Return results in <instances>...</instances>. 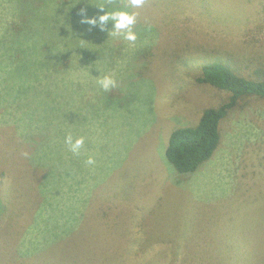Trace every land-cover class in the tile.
<instances>
[{
    "label": "rangeland",
    "instance_id": "obj_1",
    "mask_svg": "<svg viewBox=\"0 0 264 264\" xmlns=\"http://www.w3.org/2000/svg\"><path fill=\"white\" fill-rule=\"evenodd\" d=\"M113 10L135 15L134 42L99 20ZM7 18L0 264H126L130 229L154 249L151 264L174 247L184 252L176 264H224L222 249L264 254V98L229 111L218 146L188 176L164 155L174 125L196 124L228 95L195 81L204 57L231 59L252 78L264 68V0H0V25ZM60 41L67 51L52 52ZM110 75L116 84L105 90L99 81ZM69 135L83 137L78 153ZM112 191L133 195L112 200L123 219L143 204L130 229L100 224L98 204Z\"/></svg>",
    "mask_w": 264,
    "mask_h": 264
},
{
    "label": "trees",
    "instance_id": "obj_2",
    "mask_svg": "<svg viewBox=\"0 0 264 264\" xmlns=\"http://www.w3.org/2000/svg\"><path fill=\"white\" fill-rule=\"evenodd\" d=\"M171 13H173V11H171ZM199 13L200 11L198 10V14ZM7 20L8 18L3 20L1 23L0 33L5 26L9 25L5 24ZM146 25L142 27L146 28ZM8 27L12 28L11 26H7L6 28ZM6 28H4V30ZM60 43V48L57 47L56 49H53L52 52L57 53L59 49V51L62 49L67 51L68 47L66 42L60 41ZM150 53L152 52L150 51L147 54L148 57ZM202 56H205V54H202ZM70 59H73V57L71 56ZM5 67H7V64ZM38 72L39 70L35 69V73ZM48 73L50 72L43 70L35 76L33 82H39L41 77ZM256 73L258 75L257 78L248 77L239 72V69L234 65V62L231 59H225L222 57H204V62L200 67L199 74L195 77V81L197 83H207L216 88L225 90L228 95L218 105L204 108L196 124L191 126L174 125L173 128H171L170 133L168 131L169 134H166L165 139H168L166 146H164L165 148L163 147L164 155L166 160L174 167L180 176H188L186 174L194 172L203 162L211 157L220 141V123L227 116L230 110L239 108L241 100L245 97L258 96L264 98V68H258ZM109 77H111V75ZM83 125L85 126L86 124ZM3 168L5 167L1 168V173L4 174L5 170ZM140 174L145 175L144 173ZM119 193L120 192L115 193L112 191L107 198L99 202L98 208L100 211V224L102 226L114 225L116 227L129 228L132 224L130 221L131 216H133L132 208L135 205H138L140 208L142 207L143 204L136 200L138 203L133 202L135 204L130 207L131 210L128 212V218L123 219L121 213L122 210L115 209L112 200L120 198L129 201V199L133 198V195L121 196ZM140 196H142V194ZM137 197H139L138 194ZM122 223L123 225H121ZM138 233V230L132 231L130 229L129 231L130 238L127 240L130 242L129 247L131 250L129 260H126V264H134L132 261H135V264H151L150 260H152V257H150V255L154 249L151 248V246H139V243H136ZM166 250L167 251L165 253L167 255L170 254L169 260L162 264H176L179 255L184 253L180 247H174ZM220 252L224 258H227L224 264H235L234 261L236 257L244 259L251 258L247 261L248 264H264L263 253L253 256V254H250L249 250H246L245 248H241V250L222 249ZM66 259L63 260L65 261ZM186 261L187 264H190V261ZM244 262L246 261H238L239 264ZM62 264L66 263L62 262Z\"/></svg>",
    "mask_w": 264,
    "mask_h": 264
},
{
    "label": "clouds",
    "instance_id": "obj_3",
    "mask_svg": "<svg viewBox=\"0 0 264 264\" xmlns=\"http://www.w3.org/2000/svg\"><path fill=\"white\" fill-rule=\"evenodd\" d=\"M130 2L132 5L139 7L143 3V0H130ZM99 7L101 9L104 8L103 5H99ZM98 18L101 22H105L108 20L115 21L113 26V29L115 30L113 33L114 35L121 34L118 32V30H123L122 34L126 40L133 42L136 40V34L131 30V27L132 25H134L136 20L134 14H131L124 10H113L111 12L105 11L103 14L99 15ZM87 19L89 23L91 24L95 23L94 17H89ZM99 83L101 87L105 90L115 87L116 84L115 80L109 76H105L103 79L99 81ZM65 142L70 146L72 152L78 153L84 143V139L83 137H77L73 140V137L69 135L66 137ZM87 163L90 165L94 163L92 157L88 158Z\"/></svg>",
    "mask_w": 264,
    "mask_h": 264
}]
</instances>
